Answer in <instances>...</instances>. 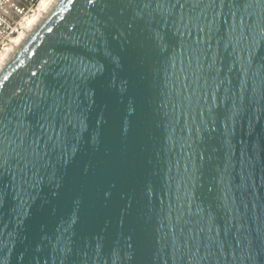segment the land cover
I'll use <instances>...</instances> for the list:
<instances>
[{"label": "water", "instance_id": "1", "mask_svg": "<svg viewBox=\"0 0 264 264\" xmlns=\"http://www.w3.org/2000/svg\"><path fill=\"white\" fill-rule=\"evenodd\" d=\"M0 264H264V0H58L0 69Z\"/></svg>", "mask_w": 264, "mask_h": 264}, {"label": "built area", "instance_id": "2", "mask_svg": "<svg viewBox=\"0 0 264 264\" xmlns=\"http://www.w3.org/2000/svg\"><path fill=\"white\" fill-rule=\"evenodd\" d=\"M39 3L40 0H0V48L11 42L22 16L34 11Z\"/></svg>", "mask_w": 264, "mask_h": 264}, {"label": "bare ground", "instance_id": "3", "mask_svg": "<svg viewBox=\"0 0 264 264\" xmlns=\"http://www.w3.org/2000/svg\"><path fill=\"white\" fill-rule=\"evenodd\" d=\"M58 0H40L37 7V11L34 15L25 20V26L22 27L23 31H19L18 36H16L12 42L11 47L6 48L5 52L0 55V69L5 64V62L12 56V54L19 48L28 34L40 24V22L45 18V16L50 12Z\"/></svg>", "mask_w": 264, "mask_h": 264}, {"label": "rangeland", "instance_id": "4", "mask_svg": "<svg viewBox=\"0 0 264 264\" xmlns=\"http://www.w3.org/2000/svg\"><path fill=\"white\" fill-rule=\"evenodd\" d=\"M37 7L38 6H36L35 7V9H34V11H28L24 16H22V19L20 20V25L18 26V32L17 33H15V35L13 36V38H12V40L16 37V36H18V33H20L21 31H23V28L22 27H24L25 26V20H26V18H29V17H31L32 15H34L35 13H36V11H37ZM20 31V32H19ZM12 40H11V42H12ZM11 42H9L5 47H1L0 48V55H2L6 50V48H8V47H11L10 45H11Z\"/></svg>", "mask_w": 264, "mask_h": 264}]
</instances>
